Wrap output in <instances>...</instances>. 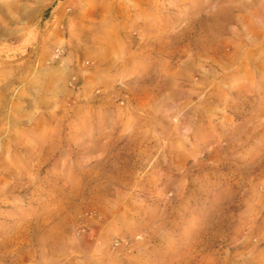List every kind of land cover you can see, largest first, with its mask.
<instances>
[{
  "label": "rangeland",
  "instance_id": "374dc122",
  "mask_svg": "<svg viewBox=\"0 0 264 264\" xmlns=\"http://www.w3.org/2000/svg\"><path fill=\"white\" fill-rule=\"evenodd\" d=\"M8 4L0 264H264V0Z\"/></svg>",
  "mask_w": 264,
  "mask_h": 264
},
{
  "label": "crops",
  "instance_id": "0c3cea01",
  "mask_svg": "<svg viewBox=\"0 0 264 264\" xmlns=\"http://www.w3.org/2000/svg\"><path fill=\"white\" fill-rule=\"evenodd\" d=\"M0 1H5L3 4H1L0 5V8H1V10L3 11H7V9H6V2H7V4H8V1L9 0H0ZM11 1V0H10ZM13 1H17V0H13ZM32 1V0H31ZM8 5H11V4H8ZM25 6H26V4H24ZM21 6H23V5H21ZM24 7V6H23ZM28 18H29V16H28V14H27V12H23L21 9H20V7H19V13L17 14V16H16V19H13V18H9V21L11 22V23H14V22H19V23H21V25L22 26H24V29H22L21 31H25V29H27V25L29 24V22H28ZM4 35V33H3V31H1V29H0V37H2Z\"/></svg>",
  "mask_w": 264,
  "mask_h": 264
}]
</instances>
